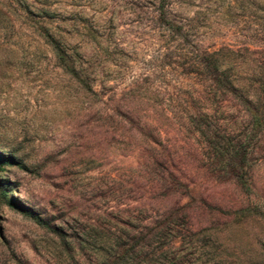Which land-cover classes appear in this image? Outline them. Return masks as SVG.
Listing matches in <instances>:
<instances>
[{
	"label": "rangeland",
	"instance_id": "obj_1",
	"mask_svg": "<svg viewBox=\"0 0 264 264\" xmlns=\"http://www.w3.org/2000/svg\"><path fill=\"white\" fill-rule=\"evenodd\" d=\"M200 111L243 141L249 192ZM0 153V264H110L127 243L151 262L144 237L174 210L169 258L264 264V0H0Z\"/></svg>",
	"mask_w": 264,
	"mask_h": 264
},
{
	"label": "trees",
	"instance_id": "obj_2",
	"mask_svg": "<svg viewBox=\"0 0 264 264\" xmlns=\"http://www.w3.org/2000/svg\"><path fill=\"white\" fill-rule=\"evenodd\" d=\"M161 15H165L164 5L162 6ZM49 41L53 47L58 62L66 70L75 73L76 77L82 82L83 86L87 90L94 91L87 77L84 76L81 78L78 76V74H76L75 71L77 68V63L72 59V56L69 55L68 52L61 46V44L54 38H51ZM200 63L209 69L211 86L214 90L227 91L231 90V88H234L233 82L225 78L223 70H221L218 62L203 58ZM247 110L250 111V114L255 118V121L261 125V122L258 119L257 110L250 106H247ZM199 115L200 118L195 119L194 122L199 130L212 134V137L210 138V145L213 149V162H218L216 164L217 169L229 173L233 178H235L236 182L244 189V191L249 192L251 190V185L249 182V168L247 165L248 152L243 141L223 137L222 134L217 131L219 126L214 124L207 112L200 111ZM13 161H15L13 156H6L5 154L0 153V162L10 163ZM174 211L171 212L162 222H158L148 229V232L144 237L145 241L149 240L151 236H153L156 240L153 242L155 243L154 245L144 242V246L147 245L146 247H152V251L148 253L151 256L158 255L157 258L151 260V262L145 259L142 264H181L180 260L177 262L174 260V257L169 258L168 256V251L170 248H177L176 242L179 241L180 236H174L173 234L171 243L168 246L169 248L165 245H160V239L158 238L159 233L163 232L164 229H168L169 233L175 231V229L170 226V224L173 222L174 216H176V213L178 212ZM138 249L137 243H127L120 245L110 264H134L133 254H135ZM163 253H165L164 256H162ZM213 264H215V262Z\"/></svg>",
	"mask_w": 264,
	"mask_h": 264
}]
</instances>
